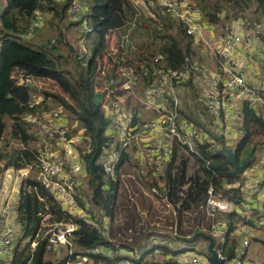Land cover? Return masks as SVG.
<instances>
[{
	"label": "trees",
	"instance_id": "trees-1",
	"mask_svg": "<svg viewBox=\"0 0 264 264\" xmlns=\"http://www.w3.org/2000/svg\"><path fill=\"white\" fill-rule=\"evenodd\" d=\"M3 1L0 14L2 37L0 48V176L8 168L19 170L31 166L38 170L40 148H36L32 143H38L40 137L37 134V126L25 119V115L29 112L40 113L49 110L52 102L49 99H53L58 106L55 109H63L72 122L77 121L76 130L83 129V141L80 146L83 158L88 162L94 155L97 157L94 171L89 170L90 191L87 194L83 192V194L87 197L91 195L90 201L96 212L108 215L113 222L122 206L120 190L118 184L106 175L100 160L102 153L108 150L115 141L114 137L107 133L110 126V119L105 113L108 95L110 97L121 96L134 92V90L137 95H143L148 83L147 78L142 77L131 89H124L122 88L124 82L122 69L134 68L141 74L146 67L154 70L153 62L156 67H184L186 58L195 52L192 47L195 39L187 33L183 24H178L171 16L161 11L157 14L154 12L158 17L148 15L144 8L134 0H82L83 3L87 2L82 17L88 18L92 26L91 32L82 30V36L85 38L95 36L94 40L90 38L92 53L89 63L85 64L80 59V54H77L76 44L70 40L69 27L82 29L81 21L72 20L68 14L71 0ZM196 1L199 3L198 5L195 2L201 9L204 19L212 24L220 23L218 14L222 7L218 8V4L215 3L211 11L209 10L211 4L208 0ZM225 1L231 3L236 10L234 14L228 11L225 15L227 19L230 17L237 19L239 12L253 5L256 17L264 21V0ZM37 10L42 13L44 11L51 16L49 22L55 31L56 38L44 40V34L41 32L38 34L40 41L35 43V40L33 42L32 39H28L29 22ZM114 35L122 38L121 53L125 55V59H120L122 56L119 57L115 61L116 67L109 71L104 69L96 71L98 59L105 54L103 50L109 47L111 37ZM260 36L264 43V34ZM71 44L75 46L74 52ZM182 62L184 63L181 64ZM37 80L53 82L60 92L39 87L36 84ZM28 82L33 83L32 88L27 86ZM37 94L43 100L39 106L32 108L29 105L30 101L33 95ZM126 105L127 109L135 113L136 119H141L136 112L138 108L140 109L139 104L134 109H131L127 103ZM242 112V129L245 134L236 144L235 152L241 162L247 159L253 162L257 158L258 149L264 148V143L256 144L252 141V137L254 136V139L256 136L264 138V120L247 102L243 105ZM187 118L204 126L205 120L202 122V119L191 116ZM11 140H17L22 145L13 147ZM197 150H200L201 154L197 155L195 161L197 170L193 176L187 178V162L184 158L176 165L174 173H172L173 168H168L166 171L165 193L170 201L178 203L176 205L177 217L167 227L173 229L177 221L178 233L182 228L192 229L189 233L190 237L185 239L194 243L203 239V234L212 237L224 256V261H230L236 256L235 248L238 242L230 234L235 230V223L237 224L240 217L235 216V211L217 214V218H226L229 221L224 241L221 243L220 239L212 234L217 220L209 213L207 200L210 187H214L215 192L219 194H216L217 196L235 203L241 202L243 199L241 187L228 186L239 181L241 177L231 175L233 165L225 153L212 152L205 144H198ZM176 153L177 149H175L174 159ZM125 157L127 154L122 152L120 162ZM186 182L190 185L186 195L181 196L180 187ZM26 186L30 189L25 190ZM259 210L264 212V202L262 209ZM262 212L255 210L254 216L257 217ZM44 213L50 214L47 223L68 219L50 188L31 173L22 181L20 189L17 217L21 230L11 264H65L68 260H78L84 256L87 257L85 264H121V262L122 264H180L176 256L185 251L169 243L180 240L178 233L175 235L173 233L171 237L166 236L165 233L142 235L155 223L147 221L141 214L137 217L136 213H131V215L128 214L127 222L121 226H110L107 234L98 232L90 223L80 221L79 227L73 232L72 246L61 248V252L57 253L55 250H48V241L41 236L43 228H46L42 220ZM220 214L223 217H220ZM98 221L103 224L101 218ZM166 224L167 219L163 226ZM149 236H161V241L153 239L154 237L150 239ZM166 239L168 242L165 241ZM35 241L37 244L33 247L32 243ZM192 246V249H186V251L192 250L202 254L198 246ZM96 248H100L101 251H95ZM124 249L125 253H118V250ZM156 251L160 253L161 259H155ZM206 251L209 255L208 248ZM203 254L206 255V252Z\"/></svg>",
	"mask_w": 264,
	"mask_h": 264
},
{
	"label": "built area",
	"instance_id": "built-area-1",
	"mask_svg": "<svg viewBox=\"0 0 264 264\" xmlns=\"http://www.w3.org/2000/svg\"><path fill=\"white\" fill-rule=\"evenodd\" d=\"M3 2L0 0V14ZM146 4L159 8L161 13L171 16L178 24H183L189 35L197 39L203 38V31L208 24L193 0H146ZM84 11L82 0L70 1L68 13L71 19L81 21L84 32H91L90 20L82 17ZM44 21V14L37 10L29 22V36H32L36 29H40ZM222 33L217 39L218 45L207 44L208 52L216 60L215 65L201 64L187 57L185 66L181 68L156 67L153 62L154 70L146 67L141 74L134 68L122 69L124 89H131L142 77L147 78V87L139 98L142 106H139L145 108L146 113L151 112V115L142 116L138 120L135 113L127 109L121 96L108 95L109 99L105 104V113L110 119L108 135L114 137L115 141L102 153L101 162L106 175L118 184L120 198L124 190L123 184L127 187L125 179L128 178L132 186L130 190L135 195H156L167 209L173 210L172 217L176 218L178 203L170 201L169 196L161 193L151 182L146 188L144 179L149 175L161 178L168 168H173L174 173L176 165L183 159L181 152L188 155L184 158L187 163L190 158L195 162L197 155L201 154L200 150H197L198 144L207 145L212 152H221L222 144L219 138L222 137L227 147L235 150L236 144L245 134L242 129V107L246 102L264 120V72L258 73L259 68L256 71L254 69L258 63L257 55L264 54V43L257 25L245 17H238L228 24ZM79 56L88 64L91 53L84 48ZM192 78L197 85L198 102L212 117L211 130L198 125L183 114V99L179 87ZM42 100L41 96L33 95L29 105L35 108ZM25 119L37 126V134L45 143L39 149L38 178L50 188L55 200L68 216L64 221L47 223L50 214L42 215L46 228H43L41 236L47 239L48 250L60 253L61 248L72 246L73 232L79 227L80 221L90 223L98 232L107 234L112 226L110 217L96 212L90 201L91 195L87 197L81 189L86 179L89 180L88 162L80 151L83 129L76 130L78 122H72L61 108L40 113L29 112ZM175 149L177 153L174 159ZM122 152L126 153L127 157L120 162ZM32 169L31 166L19 170L8 168L5 173L14 171L23 181ZM189 185V182L181 185V196L186 195ZM228 186L241 187L248 196L255 195L258 199L264 197V154L261 160L256 159L244 170L241 181ZM24 189L29 190L30 187L26 186ZM127 192H130L129 188ZM216 194L214 187H210L207 209L217 220L212 232L219 239L225 236L228 223L217 218V214L234 211L235 204ZM129 196L128 206L137 207ZM249 199L238 207L241 214L238 216L240 220L235 230L241 235V240L235 248L233 264H247L251 245L246 230L249 223L255 220L259 225L264 224L263 210H259L262 213L255 217ZM99 218L103 224H100ZM128 220L129 217L122 224ZM174 226H177V223ZM20 230L21 224L15 211L12 221L6 222L0 230V264H11ZM36 244L35 241L32 246L35 247ZM95 251L101 249L96 248ZM221 257L224 258L222 255ZM86 260L87 257L84 256L82 259L68 260L65 264H85ZM178 261L180 264H210L204 255L194 251L180 254ZM227 261L225 264L229 262ZM251 264L261 263L256 259Z\"/></svg>",
	"mask_w": 264,
	"mask_h": 264
},
{
	"label": "rangeland",
	"instance_id": "rangeland-1",
	"mask_svg": "<svg viewBox=\"0 0 264 264\" xmlns=\"http://www.w3.org/2000/svg\"><path fill=\"white\" fill-rule=\"evenodd\" d=\"M208 1L211 4L210 9H209L211 11L214 9L213 6L216 5L215 3L218 4V8L222 7V9H221L222 13L219 12V13H221L220 14L221 20H220V24H218V23L217 24H211V23L208 24V27L203 31V38L200 37L201 39H197V38L193 37L195 39V41L193 42L192 47H194V50H195L194 54L196 56V59H199V60L202 59L200 54H202V56H204V55H206V53H208L209 49L207 48V44L218 45L217 39L219 37H221L220 35L223 34L222 32L225 30L227 25L230 24L233 20H236L235 18L232 19V17H230L228 19L225 17V15L228 13V11L233 12L232 14H234L236 12V10L233 8L231 3H229L225 0H221V1H219V0H208ZM196 3H197V1H196ZM197 4L199 5V3H197ZM83 5H84V7H85V5L87 6V2L83 3ZM142 8H144L146 13L147 12L150 13V11H153V12H156V14H157L160 12L159 8H153V7H150L148 5L147 6L142 5ZM239 11H240V9H239ZM43 13L45 16L44 25L40 29H36L32 33V36L31 35L29 36V34L27 35L28 39H32L33 42L35 40V43L40 41V37L38 36V34L41 32L44 34V40L50 39V38L51 39L56 38L54 35L55 31L49 22L51 16L44 11H43ZM232 14H229V15H232ZM240 16L247 18L251 23H256L259 33L264 34V26L262 25V23L264 24V21L262 22L261 18L256 17V15L254 14L253 5L251 8H245L244 10L239 12V17ZM67 19H69L68 16H67ZM252 25H254V24H252ZM69 30H70V34H71V37L69 36L70 40L72 41V43L76 44L77 54L79 55L83 52L84 48H86L87 39H90L91 37L85 38L84 36H82V29L81 28L77 30L75 27H69ZM117 36H118V38H117ZM117 36L116 35L112 36L110 43H109V47H105V50H103V52H105V54L101 58L98 59V62H97L96 67H95L96 71H99L100 69H104L105 71H109V70L116 67L115 61H117L119 59V57L122 56L120 59H125V57H124L125 55H123V53H121V51L123 50V48L121 46L122 38L119 35H117ZM121 48H122V50H121ZM117 69H118V66H117ZM36 84L41 88H45V89L51 90L53 92H60V89L51 81L37 80ZM111 90H112V88H111ZM135 91L136 90H134V92L121 95L123 103L124 104L127 103L131 109H134L135 106H138V104H141V102L139 100V98L141 96L137 95L135 93ZM36 96H38V94ZM196 97H197V92H196V88L194 86L192 87L191 91H189V92L183 91V95L181 97L183 99V114L185 117L191 116V117H194L197 119H202L201 120L202 122H203V120H205L203 123L204 124L203 127L208 129V130H211L212 117L207 111H205L201 107V105L198 102ZM49 101H52L49 105V108H50L49 110L55 109L58 107L56 101H54L53 99H49ZM141 106H142V104H141ZM49 110H47V111H49ZM136 112L138 113V115L143 114L144 117L151 115L149 113H145V112H147L145 110V108L144 109L138 108ZM199 113L203 114V116L201 117V115ZM252 141H255L256 144H259L261 142L264 143V138L260 137V136L259 137L256 136L254 139V136H253ZM37 142L38 143H36V144H35V142L32 143V145L35 146L36 148L37 147L41 148L42 146L45 145V143H43L42 140H39ZM10 143L13 147H18V146L22 145L17 140H14V141L11 140ZM257 153L258 154H257L256 159L261 160V156L264 154V148H262V147L259 148ZM181 156L183 158H186L188 155L186 153L181 152ZM100 160H102L101 157H100ZM186 169H187V171H186L187 176H189V177L193 176L197 170L196 162H193V159L190 158V161L188 163H186ZM35 171H37V170H35ZM240 177L242 180V176H240ZM157 180H158L157 178L150 175L149 178H147L144 186L146 188H148L149 182H151L153 185H155L154 183H157ZM125 181L127 183V187L123 184L124 190H123V192H121V199H120V202L122 204L121 210L118 214L115 215V217H114L115 220L112 222V225L122 224L128 218V214L131 215V213H136L137 217H139L140 214L142 216L147 215L144 218L151 220L155 224L152 227H150L149 230L147 229L146 231H144L142 235L148 236V235L155 234V233H157V234L165 233L166 236L171 237L173 235V233H175V230L171 229L167 226L171 222L170 218L173 216V210L167 209L166 205L163 202H161L156 195L144 194V193H142L141 195H139V194L135 195L133 193V191L130 190V188L132 187L129 183L130 180L128 178H126ZM88 182H89V180L86 179L85 184L83 185V187H81L82 192H84L86 194L89 193V191H90ZM128 188H129L130 192H127ZM129 194H130V196H129ZM128 196L133 199L134 204L137 205V207L132 208V207L128 206V203H127ZM220 217H223V215L220 214ZM165 218L167 219V224L165 226H163L164 222L166 221ZM107 221H108V219H107ZM206 222H207V220L204 221V227H205ZM251 226H253V225H251ZM246 229H249V228L246 227ZM191 230L192 229L185 230L182 228L179 231V233L177 232L179 234L178 235V239H180L179 241L183 242L185 240V238L190 237L189 233ZM252 230H253V234L256 236L260 232L259 229H250V232ZM149 237H150V239L152 237H154L153 239H156L157 241H161V236L160 237L149 236ZM231 237L235 238L237 241L239 239L238 234L231 235ZM251 237H252V235H251ZM262 238H264V234H263ZM251 242L252 243H251V246L249 248L250 252H249V255L247 257V261H249L250 256H251L253 258V260L256 261V258L258 257V258H260L259 262L261 261L262 263H264V242H258L255 240V238H251ZM196 246H198L199 249H203V250L206 249L207 250L208 242L204 241V240H197ZM253 250H256V251L253 253ZM125 252H126L125 249L124 250H118V253H125ZM208 256H210V254ZM154 257H155V259H161V255L158 251L155 252ZM122 263L123 262H121V264Z\"/></svg>",
	"mask_w": 264,
	"mask_h": 264
},
{
	"label": "crops",
	"instance_id": "crops-1",
	"mask_svg": "<svg viewBox=\"0 0 264 264\" xmlns=\"http://www.w3.org/2000/svg\"><path fill=\"white\" fill-rule=\"evenodd\" d=\"M134 1L137 4L141 5V6L142 5H146L147 6L146 0H134ZM147 13H148V15H152L154 17H158V15L156 16V14L154 12H152V11H150V13L149 12H147ZM221 13H219L218 16H220ZM262 22H263V20H262ZM206 23L207 24H210L207 20H206ZM262 25L264 26L263 23H262ZM94 37L91 38V39L94 40ZM107 37L109 39V35ZM91 39H88L87 40V46H88L87 48L89 49L90 53H92V48H91L92 40ZM192 46H193V44H192ZM71 48H73L72 51L74 52L75 51V46L73 44H71ZM193 49H194V47H193ZM208 53H206V55H204V56H202V54H200V56H201L202 59L199 60V59H196V56H195V54L193 52L190 55V58L193 61L198 62V63H201V64H205V65H215L216 64L215 63V61H216L215 58L212 56V54L210 52H208ZM177 60L179 61V59H177ZM257 62H258L257 63V67H254L255 71H256L257 68H259L257 70L258 73L259 72H264V54L263 53L261 55H257ZM183 63L184 62H182L181 64H183ZM258 73H257V75H258ZM193 86L197 89V85L195 83V80H193V78H192L191 80H189V81L181 84L180 87H179V89L181 90V93L183 95V91L184 92L185 91L186 92H189V91H191V89H192ZM182 108H183V104H182ZM148 113L151 114V112H148ZM139 116L140 117H142V116L144 117L143 114H141ZM108 134H109V130H108ZM35 170H37V169L33 168L32 171H31V173H32L33 176L38 177L39 176V170H37V171H35ZM149 176L147 178H149ZM147 178H145L144 180H147ZM157 179H158L157 180V183H154L155 186L161 191V193H165L166 192L167 175L166 174H163L161 178H157ZM239 181H241V178H240ZM236 182H238V181H236ZM21 183H22V179L19 178L18 175L16 174V172H14V171H11L9 173L3 172L1 174V176H0V230L2 229V227L4 226V224L6 222L12 221V218H13V216L15 214V211H17V205H18V201H19V198H20ZM241 191L243 192V199H242V201L241 202H238V203L233 202L235 204V208L233 209L236 212L235 216H240L241 213H240V210H239L238 207H241V203L243 201H247V198H250L249 199V202H250L249 204H251L250 208H252L253 211H255V210L256 211L257 210L259 211V207H262V205H263L264 197H260V199H258V198H256L255 195L248 196L244 190L241 189ZM234 211H232V212H234ZM144 216H147V215H144ZM170 220H171V222H174L175 217H171ZM224 220H226V222L229 223V221L226 218H224ZM147 221L152 222L149 219H147ZM175 222L177 223V221H175ZM236 225L237 224L235 223V226ZM251 225H253V226H251ZM176 227L177 226L172 227L175 230L174 235L177 234ZM248 228L249 229H246V230H247V234L249 235L250 239L251 238H255V240L258 241V242H264V238H262V236L264 234V224L259 225V224L256 223L255 220H253V221H251L249 223ZM250 229H259L260 232L256 236V235L253 234V230L250 232ZM210 233H211V231H210ZM212 234H213V232H212ZM234 234H238L239 235V239H238V242H237V246H238V244H239V242L241 240V235L237 232V230H234L230 235H234ZM251 235H252V237H251ZM206 236H208V235H206ZM203 239H204V241H206L208 238L203 236ZM203 239H201V240H203ZM219 239H220L221 243H223L224 237L223 238H219ZM165 241H167V239ZM207 242H208V245H209V242L210 241L207 240ZM169 243L173 244L174 247H177L180 250H183L184 249L185 250L184 252H188V251H191L192 252V250L186 251V249H192L193 248L192 245H196L197 244V243H194L193 241H187L186 239L183 242L173 241V242H169ZM216 248H217V243H216ZM200 250L202 251V255H204L208 259V261L210 262V264H213L212 261H211V259H210V256H208V254H207V251L206 250H203V249H200ZM218 251L222 255L220 249H218ZM255 251L256 250H253V253ZM194 252H197V251H194ZM204 252H206V255L203 254ZM178 257L179 256H176V259H178ZM256 259L258 260L260 258L257 257ZM232 260L233 259H231L230 262H228L229 261L228 260L227 261L228 262L227 264H233V261ZM253 261L254 260H253V258L251 256H250L249 261H247V259H246L247 264H251ZM260 263L261 264H264L261 261H260Z\"/></svg>",
	"mask_w": 264,
	"mask_h": 264
},
{
	"label": "water",
	"instance_id": "water-1",
	"mask_svg": "<svg viewBox=\"0 0 264 264\" xmlns=\"http://www.w3.org/2000/svg\"><path fill=\"white\" fill-rule=\"evenodd\" d=\"M73 49V48H72ZM28 87H33L32 82L27 83ZM222 144L221 152L225 153L228 157V160L233 165V169L231 170V175L233 176H241L244 170L250 165L251 160L247 159L244 162H241L238 159V156L235 150L232 147H227L224 139L222 137L219 138ZM96 155L88 160V168L91 172L94 171V164L96 162ZM204 237H207L210 241L208 245V252L210 254V259L213 264H225L224 259H222L221 254L219 253L218 249L216 248V242L212 237L206 236L203 234Z\"/></svg>",
	"mask_w": 264,
	"mask_h": 264
}]
</instances>
